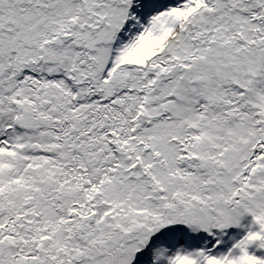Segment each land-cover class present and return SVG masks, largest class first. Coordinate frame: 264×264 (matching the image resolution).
Segmentation results:
<instances>
[{"label": "snow or ice", "instance_id": "snow-or-ice-1", "mask_svg": "<svg viewBox=\"0 0 264 264\" xmlns=\"http://www.w3.org/2000/svg\"><path fill=\"white\" fill-rule=\"evenodd\" d=\"M0 264H264V0H0Z\"/></svg>", "mask_w": 264, "mask_h": 264}]
</instances>
